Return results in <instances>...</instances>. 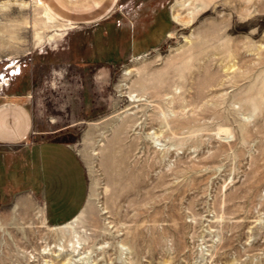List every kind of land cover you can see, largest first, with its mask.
I'll use <instances>...</instances> for the list:
<instances>
[{"label": "rangeland", "instance_id": "rangeland-1", "mask_svg": "<svg viewBox=\"0 0 264 264\" xmlns=\"http://www.w3.org/2000/svg\"><path fill=\"white\" fill-rule=\"evenodd\" d=\"M46 2L0 0V96L32 93L88 200L57 226L0 205V264H264V0H103L72 22ZM154 17L161 43L116 59L113 28L150 41Z\"/></svg>", "mask_w": 264, "mask_h": 264}, {"label": "crops", "instance_id": "crops-1", "mask_svg": "<svg viewBox=\"0 0 264 264\" xmlns=\"http://www.w3.org/2000/svg\"><path fill=\"white\" fill-rule=\"evenodd\" d=\"M45 1L53 15L70 22L102 15L96 8L103 0ZM157 19L154 17L149 29L160 31ZM141 21L128 18L113 28L116 59L140 56L169 34L164 27L160 38L139 41ZM31 96L29 91L0 96V205L10 200L15 205L39 204L47 224L62 225L83 211L89 194L88 176L79 154L60 137L57 128L36 119Z\"/></svg>", "mask_w": 264, "mask_h": 264}, {"label": "bare ground", "instance_id": "bare-ground-1", "mask_svg": "<svg viewBox=\"0 0 264 264\" xmlns=\"http://www.w3.org/2000/svg\"><path fill=\"white\" fill-rule=\"evenodd\" d=\"M178 15V14H177ZM182 18V17H181ZM175 20H179V17L178 16H176L175 17ZM182 20V19H181ZM69 224V223H68ZM78 243H80L79 241H78Z\"/></svg>", "mask_w": 264, "mask_h": 264}, {"label": "trees", "instance_id": "trees-1", "mask_svg": "<svg viewBox=\"0 0 264 264\" xmlns=\"http://www.w3.org/2000/svg\"><path fill=\"white\" fill-rule=\"evenodd\" d=\"M161 30H163L162 28H160Z\"/></svg>", "mask_w": 264, "mask_h": 264}]
</instances>
